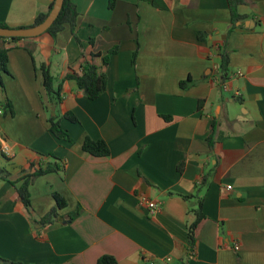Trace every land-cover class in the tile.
Listing matches in <instances>:
<instances>
[{
	"label": "crops",
	"instance_id": "obj_1",
	"mask_svg": "<svg viewBox=\"0 0 264 264\" xmlns=\"http://www.w3.org/2000/svg\"><path fill=\"white\" fill-rule=\"evenodd\" d=\"M51 1L0 0V24L31 25ZM72 2L77 40L69 25L55 37L0 39L9 48L8 72L0 71V168L9 179H0V257L22 264H96L102 255L118 264H264V0H240L233 28L227 0ZM114 46L103 65L101 55ZM85 61L105 71V90L89 99L64 80L52 110L34 65L48 64L59 80L80 74ZM52 115L70 142L49 131ZM85 137L104 140L109 155L83 151ZM54 161L62 170L33 179L26 209L9 181ZM55 192L65 201L60 217L39 223L56 207ZM147 200L158 210L150 212ZM199 204L205 217L188 256Z\"/></svg>",
	"mask_w": 264,
	"mask_h": 264
},
{
	"label": "trees",
	"instance_id": "obj_2",
	"mask_svg": "<svg viewBox=\"0 0 264 264\" xmlns=\"http://www.w3.org/2000/svg\"><path fill=\"white\" fill-rule=\"evenodd\" d=\"M229 9H230V26L233 28L235 22L241 18V16L236 12L235 6L240 0H227ZM114 0H109V5L112 6ZM54 0H52L44 12H39L31 25L38 24L44 20V18L48 15L49 11L53 6ZM77 18H78V11L76 5L72 2V0H64L61 10L54 20L53 24L44 32L48 33L52 36H56L60 31L63 30L65 25H69L71 27L72 33L77 40L76 36V25H77ZM0 26H4L0 24ZM30 26V25H27ZM24 27V26H23ZM2 40H21V39H30V38H21V37H1ZM118 47L114 46L110 48L105 54L101 55L102 64L106 65L108 62V58L111 54L117 51ZM8 50L9 48L1 47L0 48V71L8 72L7 71V61H8ZM28 54L30 55L31 59L33 60V48L26 47ZM93 57L97 56L96 54H92ZM227 64H228V56L225 52L221 54V62H220V74H221V86H223L225 79L227 78ZM82 72L78 73H68L61 79H56L50 70V66L46 63H41L38 66L34 65V69L40 73L42 87L44 91V95L46 96L47 103L49 106L57 105L60 100V91H61V84L64 80H73L78 89L89 99H96L100 96V94L106 88L107 76L105 71H102L98 65L93 62L85 61L82 63ZM71 121H75L76 118L69 113L65 114ZM49 122V131L57 138L64 139L66 141H71L69 134L65 129L60 126L59 118L57 115H52L48 118ZM214 125L212 123L210 134L207 137V141L209 146L214 142ZM82 149L83 151L96 156L102 157L107 156L110 153L108 144L101 139L93 140L89 137H85L82 142ZM61 166L59 165L58 161H54L52 163H48L45 166L39 167L34 170L30 174H26L21 177L17 181H9L11 184H14L18 193V197L20 198L21 202L25 206L26 209L30 208L31 205V196H30V184L34 178L50 173V172H59L61 171ZM0 179L9 180L8 179V172L0 168ZM53 197L56 202V207L51 208L44 216H42L38 222L42 224L52 223L59 218V213L57 212V208H62L65 206L64 199L58 194L53 193ZM77 212L70 214V217L76 215ZM195 218L192 223L189 225V232H188V256H190L194 249V231L198 223L205 217L204 213L202 212L201 205L199 204L198 207L194 210ZM0 264H22L19 262H13L0 257ZM96 264H118L116 259L111 255H102L97 259Z\"/></svg>",
	"mask_w": 264,
	"mask_h": 264
},
{
	"label": "water",
	"instance_id": "obj_3",
	"mask_svg": "<svg viewBox=\"0 0 264 264\" xmlns=\"http://www.w3.org/2000/svg\"><path fill=\"white\" fill-rule=\"evenodd\" d=\"M64 0H54L53 6L44 20L38 24L24 26V27H4L0 26L1 37H21V38H34L44 33L57 18ZM54 110V106H52ZM53 113V112H52ZM54 114V113H53Z\"/></svg>",
	"mask_w": 264,
	"mask_h": 264
},
{
	"label": "built area",
	"instance_id": "obj_4",
	"mask_svg": "<svg viewBox=\"0 0 264 264\" xmlns=\"http://www.w3.org/2000/svg\"><path fill=\"white\" fill-rule=\"evenodd\" d=\"M225 87V84L223 85V88ZM3 151L4 152H8V146L6 144L3 145ZM231 186L228 185L227 188H230ZM146 204L148 206V209L150 210V212H155L156 210H158L159 208V204L155 201L152 200H147ZM239 248V246L237 244L234 245V249L237 250ZM170 257H167L166 260H170Z\"/></svg>",
	"mask_w": 264,
	"mask_h": 264
},
{
	"label": "rangeland",
	"instance_id": "obj_5",
	"mask_svg": "<svg viewBox=\"0 0 264 264\" xmlns=\"http://www.w3.org/2000/svg\"><path fill=\"white\" fill-rule=\"evenodd\" d=\"M38 37V36H37ZM34 38H36V37H34Z\"/></svg>",
	"mask_w": 264,
	"mask_h": 264
}]
</instances>
